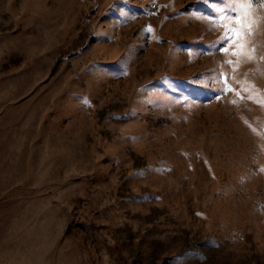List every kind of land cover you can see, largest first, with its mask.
Instances as JSON below:
<instances>
[{"label": "rangeland", "instance_id": "obj_1", "mask_svg": "<svg viewBox=\"0 0 264 264\" xmlns=\"http://www.w3.org/2000/svg\"><path fill=\"white\" fill-rule=\"evenodd\" d=\"M228 3L0 0V264H264V20L233 55Z\"/></svg>", "mask_w": 264, "mask_h": 264}, {"label": "snow or ice", "instance_id": "obj_2", "mask_svg": "<svg viewBox=\"0 0 264 264\" xmlns=\"http://www.w3.org/2000/svg\"><path fill=\"white\" fill-rule=\"evenodd\" d=\"M209 2L215 5L222 0H209ZM259 6L264 8V0H259ZM225 7H231L235 15H226ZM225 7H214L215 15L208 19L219 21L220 26L224 28L221 41L223 44H233L235 46L233 55H237L245 51L247 38L252 35L254 25L264 20V16L256 15L253 0H229ZM220 50L228 52L227 47H222Z\"/></svg>", "mask_w": 264, "mask_h": 264}]
</instances>
